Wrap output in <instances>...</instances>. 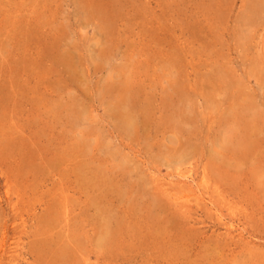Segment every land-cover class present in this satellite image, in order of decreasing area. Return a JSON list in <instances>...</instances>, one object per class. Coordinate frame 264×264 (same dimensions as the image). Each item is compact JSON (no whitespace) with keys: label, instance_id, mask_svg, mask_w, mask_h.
<instances>
[{"label":"rangeland","instance_id":"374dc122","mask_svg":"<svg viewBox=\"0 0 264 264\" xmlns=\"http://www.w3.org/2000/svg\"><path fill=\"white\" fill-rule=\"evenodd\" d=\"M0 264H264V0H0Z\"/></svg>","mask_w":264,"mask_h":264},{"label":"bare ground","instance_id":"6f19581e","mask_svg":"<svg viewBox=\"0 0 264 264\" xmlns=\"http://www.w3.org/2000/svg\"><path fill=\"white\" fill-rule=\"evenodd\" d=\"M122 108V107H121ZM118 116L126 121V124L132 123V116L128 113V111L122 110L118 112ZM130 127V126H129ZM131 128V127H130ZM129 128V129H130Z\"/></svg>","mask_w":264,"mask_h":264}]
</instances>
